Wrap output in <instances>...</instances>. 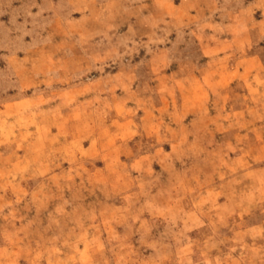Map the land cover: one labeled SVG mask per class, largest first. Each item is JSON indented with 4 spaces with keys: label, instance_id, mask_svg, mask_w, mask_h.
<instances>
[{
    "label": "rangeland",
    "instance_id": "1",
    "mask_svg": "<svg viewBox=\"0 0 264 264\" xmlns=\"http://www.w3.org/2000/svg\"><path fill=\"white\" fill-rule=\"evenodd\" d=\"M0 264H264V0H0Z\"/></svg>",
    "mask_w": 264,
    "mask_h": 264
}]
</instances>
